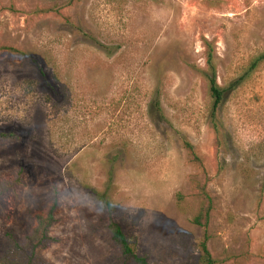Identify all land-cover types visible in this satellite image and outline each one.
Here are the masks:
<instances>
[{"label":"rangeland","instance_id":"obj_1","mask_svg":"<svg viewBox=\"0 0 264 264\" xmlns=\"http://www.w3.org/2000/svg\"><path fill=\"white\" fill-rule=\"evenodd\" d=\"M262 53L264 0H0V258L56 199L45 264H134L111 223L148 264H199L205 234L264 264Z\"/></svg>","mask_w":264,"mask_h":264},{"label":"trees","instance_id":"obj_2","mask_svg":"<svg viewBox=\"0 0 264 264\" xmlns=\"http://www.w3.org/2000/svg\"><path fill=\"white\" fill-rule=\"evenodd\" d=\"M203 46L205 48V65L208 70L206 78L209 84V93L213 101L212 115L214 116V112L222 102L226 90L221 89L217 84L216 69L214 65V50L212 45L204 39ZM6 50L18 53V51L12 49ZM262 63H264V53L255 57L250 62L245 77H248V75L254 72ZM245 77H241L237 81H234L230 85V88L232 89L238 86ZM156 107L157 110L160 111L158 101ZM13 137L14 136L11 133H0V140H7ZM197 191L198 196L202 198L205 206L202 207L198 215L193 219V223L197 226L206 228L209 222L211 200L205 193L204 187H201V185H198ZM97 200L101 204L102 209H104L109 215L114 211V203L110 200L103 198H97ZM56 208L57 200L55 199L46 213L37 217L36 228L32 234L26 237L24 243L14 242L0 258V264H45L37 258V250L44 249L50 243L55 242V240L49 235V231L55 223L54 213ZM109 231L111 238L118 247L124 261H132L134 264H148L144 257H140L135 254L127 236L124 234L119 225L111 223L109 225ZM207 241L208 237L205 234L203 241L200 244V256L198 257V262L199 264H218V261L212 257L208 250Z\"/></svg>","mask_w":264,"mask_h":264}]
</instances>
